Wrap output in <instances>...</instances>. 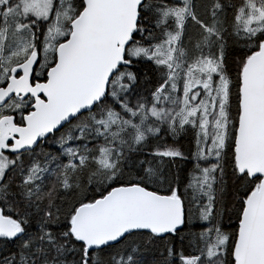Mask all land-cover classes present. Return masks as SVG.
Masks as SVG:
<instances>
[{
	"label": "snow or ice",
	"instance_id": "1",
	"mask_svg": "<svg viewBox=\"0 0 264 264\" xmlns=\"http://www.w3.org/2000/svg\"><path fill=\"white\" fill-rule=\"evenodd\" d=\"M0 264H264V0H0Z\"/></svg>",
	"mask_w": 264,
	"mask_h": 264
}]
</instances>
